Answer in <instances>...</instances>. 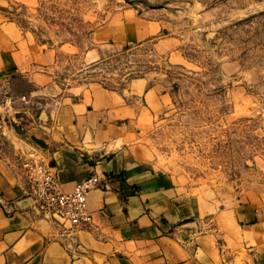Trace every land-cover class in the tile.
<instances>
[{
  "label": "crops",
  "instance_id": "1",
  "mask_svg": "<svg viewBox=\"0 0 264 264\" xmlns=\"http://www.w3.org/2000/svg\"><path fill=\"white\" fill-rule=\"evenodd\" d=\"M159 28L132 18L99 41L139 43ZM73 48L33 43L0 17V78L28 85L4 106L21 131L0 121L8 142L0 143V264H264L263 197L220 204L163 167L140 129L157 90L145 78L123 91L65 88L59 54ZM104 53L93 48L85 57L97 62ZM34 150L55 166L65 191L94 173L104 181L89 196L92 226L69 236L26 202L16 161Z\"/></svg>",
  "mask_w": 264,
  "mask_h": 264
},
{
  "label": "rangeland",
  "instance_id": "2",
  "mask_svg": "<svg viewBox=\"0 0 264 264\" xmlns=\"http://www.w3.org/2000/svg\"><path fill=\"white\" fill-rule=\"evenodd\" d=\"M0 17L33 43L74 47L59 54L65 88L123 91L147 79L161 98L145 101L141 140L156 161L220 204L245 193L264 202V0H0ZM132 18L159 33L100 43L101 31ZM93 48L105 53L88 63ZM10 82L0 78V121L20 132L4 106L28 85Z\"/></svg>",
  "mask_w": 264,
  "mask_h": 264
},
{
  "label": "built area",
  "instance_id": "3",
  "mask_svg": "<svg viewBox=\"0 0 264 264\" xmlns=\"http://www.w3.org/2000/svg\"><path fill=\"white\" fill-rule=\"evenodd\" d=\"M22 100L31 102L27 96H22ZM18 168L26 199H30L32 206L60 226L64 233L75 236L78 229L92 226L89 196L93 189L102 187L104 183L98 174L77 182L72 191H65L55 166L39 150L21 157Z\"/></svg>",
  "mask_w": 264,
  "mask_h": 264
},
{
  "label": "water",
  "instance_id": "4",
  "mask_svg": "<svg viewBox=\"0 0 264 264\" xmlns=\"http://www.w3.org/2000/svg\"><path fill=\"white\" fill-rule=\"evenodd\" d=\"M30 201H31L30 199H28V200L26 199V202H27V203H30Z\"/></svg>",
  "mask_w": 264,
  "mask_h": 264
}]
</instances>
